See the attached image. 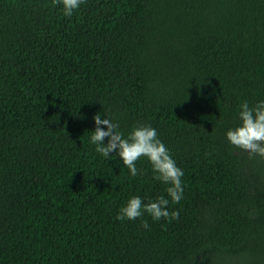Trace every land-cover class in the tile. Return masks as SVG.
Wrapping results in <instances>:
<instances>
[{"label":"trees","instance_id":"1","mask_svg":"<svg viewBox=\"0 0 264 264\" xmlns=\"http://www.w3.org/2000/svg\"><path fill=\"white\" fill-rule=\"evenodd\" d=\"M260 99L264 0H84L71 17L0 0V264H264V157L225 136ZM97 113L157 129L184 171L178 219H117L166 185L95 151Z\"/></svg>","mask_w":264,"mask_h":264},{"label":"clouds","instance_id":"2","mask_svg":"<svg viewBox=\"0 0 264 264\" xmlns=\"http://www.w3.org/2000/svg\"><path fill=\"white\" fill-rule=\"evenodd\" d=\"M53 5H59L64 16L71 17L80 9L84 0H52ZM238 123L226 130L228 142L236 148L246 150L249 154L264 157V99L250 104L248 100L240 102L237 110ZM95 129L91 131L89 142L95 146V151L104 158L112 159L113 154L128 169L130 176L143 175L144 169L137 167L140 158H146L151 166L153 179L166 185V194L154 198L130 195L117 212L119 220H135L147 213L152 221L178 219L179 210L169 208L179 203L184 195L182 177L183 169L168 146L160 139L157 129L149 123L134 124L125 134L106 114L97 113L93 117ZM103 126V127H102ZM107 138V139H106ZM145 229L150 225L147 220L141 221Z\"/></svg>","mask_w":264,"mask_h":264}]
</instances>
